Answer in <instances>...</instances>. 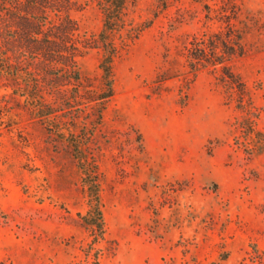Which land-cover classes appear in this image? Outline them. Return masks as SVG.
<instances>
[{"label": "rangeland", "instance_id": "1", "mask_svg": "<svg viewBox=\"0 0 264 264\" xmlns=\"http://www.w3.org/2000/svg\"><path fill=\"white\" fill-rule=\"evenodd\" d=\"M19 2L15 77L0 79V264H264V0H127L103 104L101 1ZM20 10L72 77L62 54H35ZM217 35L245 55L193 68L194 38ZM92 180L94 247L79 216Z\"/></svg>", "mask_w": 264, "mask_h": 264}, {"label": "trees", "instance_id": "2", "mask_svg": "<svg viewBox=\"0 0 264 264\" xmlns=\"http://www.w3.org/2000/svg\"><path fill=\"white\" fill-rule=\"evenodd\" d=\"M100 1V6L102 7L104 15V26L98 36L97 43L105 53V58L101 64L105 90L98 100L102 101L103 104L113 96L111 64L122 48L116 45L113 38L124 29L127 0ZM21 5L25 7L27 3L21 4L19 0H0V79L6 78V80H9L15 77V60L20 52L16 50V47L13 45L16 41V36L14 35L16 30L12 29H14V23L17 18V10L15 9H17V6ZM33 5L35 9H46L45 5H42V3L38 1L34 2ZM20 12L22 21L21 26L23 29L22 32L29 38L32 36L34 39L36 37L39 39L35 45L31 46V48H34L33 50H35V54L44 52V55H46L45 57L49 58V61L52 63L54 62L55 64L58 55L62 54L65 61L63 63L65 71L60 77H72L74 69L73 64H75V61L70 53L67 50H61V46L59 47L56 43L57 39L55 36L51 37L50 35L46 37L43 35V32H39L41 28H39L37 21L35 22L32 18H28L26 10H20ZM32 33L34 35H31ZM64 33L70 34L69 31ZM215 37L216 39H213V37L194 38V41L191 43L192 47L189 48L187 55V60L193 68H197L198 65L203 67L207 65H221L224 64V62L231 60L233 57H242L245 55L244 47L240 42H237L236 44L233 43L234 46H237V48H235L227 41L228 38L223 39L220 35ZM223 70L233 83H239L240 79L237 75L232 72H226L228 71L227 66H225ZM240 87H243L244 90L245 86L240 83ZM94 163L88 162V165L95 169ZM92 173L95 172L90 170L88 177H92ZM79 216L93 237L91 247H94L96 244L106 239V223L100 203L96 180H92L91 184V208L85 215L79 214ZM95 255L96 259H98L99 254L96 252ZM96 264H98V262H96Z\"/></svg>", "mask_w": 264, "mask_h": 264}]
</instances>
